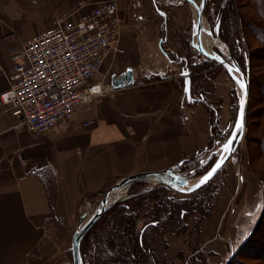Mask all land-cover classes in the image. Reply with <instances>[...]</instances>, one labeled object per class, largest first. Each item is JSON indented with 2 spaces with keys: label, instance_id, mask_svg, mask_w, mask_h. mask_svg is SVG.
I'll list each match as a JSON object with an SVG mask.
<instances>
[{
  "label": "crops",
  "instance_id": "0c3cea01",
  "mask_svg": "<svg viewBox=\"0 0 264 264\" xmlns=\"http://www.w3.org/2000/svg\"><path fill=\"white\" fill-rule=\"evenodd\" d=\"M99 1L104 0H0V65L4 71L0 93L9 87L10 50L48 29L58 15L74 11L80 3ZM141 1L156 11V0ZM121 13L123 53L107 57L93 78L104 84L105 92L89 110H78L65 126L33 135L18 128L0 103V264H56L63 241L59 227L72 225L83 200L103 193L123 177L163 171L191 159L209 143L207 109L185 100L175 83L164 81L165 73L146 76L136 70L143 50L139 42H133L134 32L139 36L146 32L155 39L161 54L159 34L139 28ZM126 48L130 55L122 59ZM128 67L133 71L131 86L113 90L106 85L110 70ZM159 76L163 81L141 84ZM219 93L215 83L214 90H203L202 97L214 101ZM89 119L96 124L84 128L82 123ZM235 173L225 174L223 188L216 192L210 217L202 226L204 234L195 254L197 258L203 254L200 264H217L227 252L226 241L216 235L225 223L228 204L242 202L237 198L242 185L249 186L250 197L257 193L256 188L250 189L253 178ZM229 241L231 245L233 239Z\"/></svg>",
  "mask_w": 264,
  "mask_h": 264
},
{
  "label": "rangeland",
  "instance_id": "374dc122",
  "mask_svg": "<svg viewBox=\"0 0 264 264\" xmlns=\"http://www.w3.org/2000/svg\"><path fill=\"white\" fill-rule=\"evenodd\" d=\"M195 1L198 4L200 2V0ZM235 1L239 7V11H241L244 16L251 17L253 21L256 20L257 22H261V17L259 14L257 15L250 0ZM141 2L140 0V3ZM156 2V11L152 10L150 7H145L143 3H141L140 6L134 7L131 1L124 4L120 3L119 5L124 13L125 20L131 18L134 24L139 28L145 27L147 30H154V32L159 34L160 38H163V48H165L170 55L177 57V60L183 59L191 64L189 70L192 75V95L195 98L198 94L202 96L203 90H214L215 83L218 84L220 90L219 94H221L219 98L216 96L214 101L206 100L217 112L216 121L214 122L215 124H213L214 142L210 151L203 152L198 157L195 155L193 158L188 159L189 161L186 166L180 168L181 173L189 175L190 181H194L207 172L214 164L220 145L224 143L231 132L237 112V96L239 90L232 83L221 65L202 57L191 47L192 24L194 20V11L192 7L181 0H156ZM208 6H211V2ZM262 6V9H264V4ZM211 9L212 8H210V11ZM203 21L205 28L209 27L212 29V24L209 23L207 16L203 17ZM253 21L247 25L248 29L246 30L241 27L234 28L229 33L230 35L228 34L229 43L220 38L219 41H213L208 36L207 52L215 51L219 55L227 58V50H229L232 56L236 58L243 72L248 75V80L249 77L251 78V80H249L244 135L241 142L236 147L233 157H231V159L229 158L219 172L207 183L208 187L206 186L207 184L205 185L207 188L203 186V189L200 188L191 194H179L161 186L156 181H146L133 184L123 189V191H121L122 194L115 201L116 203L127 199L131 194L146 192L157 187H164L172 191L168 196L173 200H187L186 202H189V200H193V195L195 197L196 194L201 196L205 190L207 192L212 188L213 190L216 189L213 191L216 195V192L223 188L225 174L230 170H234L236 173L243 172V175L246 178L248 177V180L249 178H253L254 184H252L253 186L250 189L253 190L256 188V195L250 197L248 193L249 186L247 187V185L244 184L241 187V193L237 195V198L239 200L241 199L240 201L242 202L239 204V202L236 203L235 200L233 203L228 204L229 210L225 218V223L222 225L219 234L217 233L216 235L218 240L222 239L226 241L227 252L217 264H225L226 258L231 250L236 251V255L233 257L230 264H263L264 205H262L263 203L260 201L259 197V180L257 176L251 172V169L257 172L264 171V156H262L263 153L261 152L260 146L262 136H259V132L264 126V101H262L264 98V42L256 39V37H258V39H264V30L259 32V28L254 27ZM134 33L135 35L132 37L133 42H136L135 45H138L139 42V48L143 50V56H139L137 59L136 70L140 74H145L146 76L163 72L165 73L163 75L165 78L164 81L171 84L175 83L179 90L181 89L182 91L183 78L180 74L184 69L185 63H180L178 65L176 63L169 64L166 57L161 55L162 53L160 54L155 39L151 40L147 37V35H145L146 32L141 34V36L137 34V31ZM229 44L233 47H236L237 44L239 46V51L237 52L235 48H231ZM129 55L126 48L125 55L122 59ZM248 59L250 62H248ZM174 60L173 58V61ZM113 71L114 70H110L105 78V82L109 86L111 76L119 75L124 70ZM160 77L161 76L150 78L149 80L160 79ZM212 112L210 116L213 120L214 113ZM262 143L264 145V142ZM249 154L251 157L250 164L247 163ZM261 175L264 179V172L261 173ZM217 186H219V188H216ZM245 193L247 197H245ZM101 195L102 193L83 200L77 209L75 218L71 222L72 225L59 227L58 232L60 237L63 238V241L61 242L60 249L62 252L61 258L56 264H72L69 250L71 236L79 225L97 207ZM213 201L214 199L210 201L211 203H205V208L209 209ZM154 212L155 207L152 203L144 207V209L137 214L139 218L137 229L147 220L153 219ZM167 214L168 212L165 211L159 213L158 216L166 217ZM209 217L202 220L203 218L199 219L197 215L189 212L185 214L183 218H179L178 221H173V219L171 221H161L158 228L153 232L151 231L154 237L153 250L155 256L158 258L159 264H174L175 262L177 264H200L198 259H201L200 256L202 257L203 254H199V258H197L198 256L195 254L201 241V235L204 234V232H202V226L205 225V221H207ZM162 219L163 218H160V220ZM229 223H231V225ZM151 232H148L146 235H150ZM231 237H233V242H231L232 247L229 248L230 241L228 243V240H232ZM83 240L81 244H83ZM95 244L94 232H92L88 240L84 241L83 251H81L80 245L81 257L82 261H84L83 264H94V252L91 246ZM191 254L193 256H191Z\"/></svg>",
  "mask_w": 264,
  "mask_h": 264
},
{
  "label": "built area",
  "instance_id": "2783aa9c",
  "mask_svg": "<svg viewBox=\"0 0 264 264\" xmlns=\"http://www.w3.org/2000/svg\"><path fill=\"white\" fill-rule=\"evenodd\" d=\"M131 2L139 6V0ZM122 25L116 0L80 3L74 11L55 17L48 29L19 49L10 50L9 87L0 93V103L16 126L41 135L67 125L78 110L87 111L99 102L105 86L93 78L107 57L123 53L119 45ZM95 124L89 119L82 126Z\"/></svg>",
  "mask_w": 264,
  "mask_h": 264
},
{
  "label": "trees",
  "instance_id": "16d2710c",
  "mask_svg": "<svg viewBox=\"0 0 264 264\" xmlns=\"http://www.w3.org/2000/svg\"><path fill=\"white\" fill-rule=\"evenodd\" d=\"M263 0H250L251 5H253L257 15L261 17V22H257L256 20H252L251 17L244 16L241 11H239V7L235 0H230L228 2L227 7L225 8L220 26H219V37L221 40L229 43L228 34L234 29L241 27L242 29H248L247 25L253 21L254 27L259 28V32L264 30V9H262V5L264 4ZM211 2V6L206 7L204 15L207 16L208 21L212 24L213 19L217 13L218 7L221 4L222 0H208ZM235 4V5H234ZM210 8L211 11H210ZM257 19V18H256ZM252 26V25H251ZM230 35V34H229ZM256 37V36H255ZM264 42V39H258ZM235 41V40H234ZM238 43V42H236ZM231 48H235L236 51H239V46L236 44V47H233L229 44ZM162 53L167 57V59L172 62L173 58L174 61L177 62L176 64H180L181 60H177V57H173L166 51L165 48L161 45ZM173 61V62H174ZM248 62L249 59H248ZM184 71H187L191 81V101L195 103H201L209 113V125H210V138L209 143L204 150L197 152L196 156L198 157L203 152L210 151V148L213 145V138H214V122L216 121L217 112L209 105V103L201 96L197 95L195 98L192 95V75L190 74V63L184 62ZM189 64V65H188ZM264 79V76H263ZM249 80L251 78L249 77ZM162 79H155V80H146L141 84L149 85L156 82H161ZM264 81V80H263ZM264 101V98L262 99ZM213 111V112H212ZM211 112L214 113L213 120L211 119ZM264 113V110H263ZM212 120V123H211ZM259 136H262L260 141L261 152L264 156V126L262 127L261 131L259 132ZM250 154L247 163L250 164ZM186 164L183 165L186 166ZM250 166V165H249ZM250 168V167H249ZM258 180H259V189H260V201L264 205V179L261 175L264 171H254L251 169ZM208 187V184L206 185ZM204 186L205 188H207ZM203 187V188H204ZM201 188V189H203ZM216 188H219L217 186ZM216 190V189H215ZM213 188L210 191L205 190L201 194V196L196 194V197L193 195V200H189V202L173 200L168 196L169 193L172 191L165 189L164 187H157L152 190L131 194L127 199L122 201H118L113 204L98 220V222L92 227V229L87 233L83 240H88L90 234L94 232V239L95 245L93 247L94 252V264H159L158 258L155 256L153 250V231L158 228V225L161 224V221H178L179 218H183V216L189 212L197 215L199 219L203 218L205 220L209 217L210 208H205V203H208L215 199V191ZM152 203L155 207L154 217L153 219L147 220L143 225H141L138 229V221L139 218L137 214L141 212L144 207ZM211 203V202H210ZM188 212H187V210ZM168 212L166 217L158 216L161 212ZM160 218H163L160 220ZM255 229V227H254ZM152 231V232H151ZM150 235H146L147 233ZM251 234V233H250ZM249 234V235H250ZM81 244V251H83L84 245ZM249 246V245H248ZM232 245L229 246V248ZM243 247V245H242ZM247 247V245H246ZM241 248V247H240ZM240 250V249H239ZM238 250V251H239ZM236 251H230L228 257L226 258L225 264H230L235 257ZM263 264H264V256H263ZM84 263V261H83Z\"/></svg>",
  "mask_w": 264,
  "mask_h": 264
},
{
  "label": "water",
  "instance_id": "95a60500",
  "mask_svg": "<svg viewBox=\"0 0 264 264\" xmlns=\"http://www.w3.org/2000/svg\"><path fill=\"white\" fill-rule=\"evenodd\" d=\"M182 2L188 3L193 11H194V22L192 25V41L191 47L202 57L214 61L221 65L226 71L228 77L239 90V94L237 96V112L233 127L227 139L223 144L220 145L218 154L214 164L207 170L202 176H200L196 182L192 185H189L190 178L189 175L183 174L180 172V167L187 163L188 160H181L174 166L167 168L163 171L157 172H144L137 173L133 175H129L123 177L116 181L112 186L107 188L101 195V198L98 202L97 207L92 211V213L79 225V227L73 232L70 241V253H71V261L72 264H83L81 253H80V245L83 240L85 234L89 231V229L99 220V218L115 203L118 197L111 198L112 193L116 191H123V189L130 187L133 184L146 182V181H156L161 186H164L176 193L179 194H191L203 186H205L222 168H220L206 183H204L201 187L197 188L196 185L200 183V181L207 175L209 171L215 166V164L220 160L221 154L226 157L223 161V165L229 160L231 155L234 153L236 147L241 142L244 130H245V119H246V110L248 104V92H249V80L248 75L245 74L239 64L232 58L229 50H227V58L219 55L215 51L207 52L201 43V36L203 34L208 35L213 41H219L217 36V28L219 24L220 17L224 10V7L228 0H224L219 7L218 13L216 15L213 30L211 31L209 27L205 28L203 25V11L206 6L207 0H200V3L197 4L194 0H181ZM186 74V75H185ZM181 77L183 78V97L186 100L190 99L191 94V81L187 71H181ZM134 83L133 79V71L130 67L126 68L119 75H112L110 79V87L113 90L122 89L124 87H129ZM241 83H243L244 87L241 88ZM241 101H243V117L241 118ZM238 121L242 122V128L237 130L236 124ZM235 133L236 139L233 141V151L230 153H223L222 146L227 143V141L231 138V134ZM222 165V166H223ZM121 195V194H119Z\"/></svg>",
  "mask_w": 264,
  "mask_h": 264
},
{
  "label": "snow or ice",
  "instance_id": "6c2138e0",
  "mask_svg": "<svg viewBox=\"0 0 264 264\" xmlns=\"http://www.w3.org/2000/svg\"><path fill=\"white\" fill-rule=\"evenodd\" d=\"M186 75V74H185ZM244 85L243 83H241V88H243ZM98 91V89H97ZM243 117V101H241V118ZM242 128V122L238 121L236 124V129L239 130ZM236 139V135L235 133L231 134V138L227 141V143H225L222 146V152L223 153H230L231 151H233V141ZM226 157H224L223 154H221V158L220 160L215 164V166L211 169V171H209L207 173V175L205 177H203V179L200 181L199 184L196 185L197 188L201 187L204 183H206L208 180H210V178L222 167L223 165V161Z\"/></svg>",
  "mask_w": 264,
  "mask_h": 264
},
{
  "label": "flooded vegetation",
  "instance_id": "af4514ba",
  "mask_svg": "<svg viewBox=\"0 0 264 264\" xmlns=\"http://www.w3.org/2000/svg\"><path fill=\"white\" fill-rule=\"evenodd\" d=\"M195 1V0H194ZM224 0H222V2H223ZM230 0H228V2H229ZM196 2V1H195ZM222 2H221V4H222ZM228 2L226 3V5H225V7H224V10H225V8L227 7V5H228ZM184 3H186V2H184ZM197 3V2H196ZM200 3V2H199ZM140 2H139V6H140ZM198 4V3H197ZM220 4V5H221ZM207 5H208V0H207V2H206V6H205V9H206V7H207ZM220 5H219V7H220ZM155 7H156V9H157V5L155 4ZM219 7H218V10H219ZM205 9H204V11H203V17L205 16L204 15V12H205ZM218 10H217V13H218ZM224 10H223V12H224ZM223 12H222V15H223ZM217 13H216V15H217ZM216 15H215V17H214V19H213V22H212V29L210 28V30L212 31L213 30V26H214V21H215V18H216ZM222 15H221V17H220V20H219V24H218V28H217V36H218V39L220 38L219 37V26H220V22H221V18H222ZM202 20H203V18H202ZM193 22H194V20H193ZM203 23H204V21H203ZM193 25V24H192ZM159 39H160V44L163 46V44H164V40H163V38H160L159 37ZM164 47V46H163ZM230 52V51H229ZM230 54H231V52H230ZM231 56H232V54H231ZM232 58L236 61V58L234 57V56H232ZM170 62V61H169ZM180 62H182V63H184V62H186V61H184L183 59H181V61ZM237 62V61H236ZM171 64H175V63H177V62H170ZM184 165V164H183ZM183 165L181 166V167H183ZM180 167V168H181Z\"/></svg>",
  "mask_w": 264,
  "mask_h": 264
},
{
  "label": "bare ground",
  "instance_id": "6f19581e",
  "mask_svg": "<svg viewBox=\"0 0 264 264\" xmlns=\"http://www.w3.org/2000/svg\"><path fill=\"white\" fill-rule=\"evenodd\" d=\"M201 43H202L203 48H204L205 50H207L208 35L203 34V35L201 36ZM195 182H196V180L191 181V182H189V185H192V184H194ZM119 194H122V192H121V191H116V192L112 193V195H111L110 197H111V198H115V197L120 196Z\"/></svg>",
  "mask_w": 264,
  "mask_h": 264
}]
</instances>
